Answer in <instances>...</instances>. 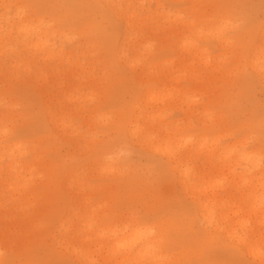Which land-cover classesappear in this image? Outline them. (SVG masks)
Here are the masks:
<instances>
[{
  "label": "rangeland",
  "instance_id": "obj_1",
  "mask_svg": "<svg viewBox=\"0 0 264 264\" xmlns=\"http://www.w3.org/2000/svg\"><path fill=\"white\" fill-rule=\"evenodd\" d=\"M0 264H264V0H0Z\"/></svg>",
  "mask_w": 264,
  "mask_h": 264
},
{
  "label": "bare ground",
  "instance_id": "obj_2",
  "mask_svg": "<svg viewBox=\"0 0 264 264\" xmlns=\"http://www.w3.org/2000/svg\"><path fill=\"white\" fill-rule=\"evenodd\" d=\"M24 30H26V29H24ZM25 32V31H24ZM27 32V31H26Z\"/></svg>",
  "mask_w": 264,
  "mask_h": 264
}]
</instances>
